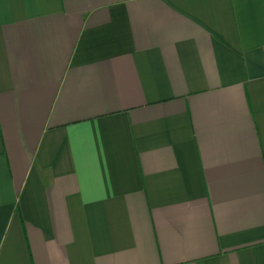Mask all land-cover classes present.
Listing matches in <instances>:
<instances>
[{
    "label": "crops",
    "instance_id": "0c3cea01",
    "mask_svg": "<svg viewBox=\"0 0 264 264\" xmlns=\"http://www.w3.org/2000/svg\"><path fill=\"white\" fill-rule=\"evenodd\" d=\"M0 264H264V0H0Z\"/></svg>",
    "mask_w": 264,
    "mask_h": 264
}]
</instances>
